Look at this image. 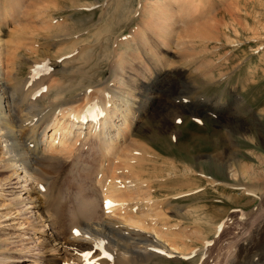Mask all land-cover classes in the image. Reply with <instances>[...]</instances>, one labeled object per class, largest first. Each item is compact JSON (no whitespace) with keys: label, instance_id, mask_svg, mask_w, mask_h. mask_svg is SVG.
<instances>
[{"label":"bare ground","instance_id":"obj_1","mask_svg":"<svg viewBox=\"0 0 264 264\" xmlns=\"http://www.w3.org/2000/svg\"><path fill=\"white\" fill-rule=\"evenodd\" d=\"M45 1L56 10L64 4L80 8L95 3L0 0V228L9 235L4 242L23 245L11 251L0 250V264H146L151 258L174 256H199L196 264H200L211 251L206 226L218 235L227 223L223 216L216 221L217 213L209 210L210 205H201V197L212 193L210 189L223 187L214 192L228 196L229 189H240L264 199L263 181H244L264 178V169L262 172L242 162L236 151L204 160L197 166L202 172L197 176L195 168H189L193 163L180 169L174 160L167 162L134 137L140 118L151 113L158 86L154 78L161 79L172 66L177 67L166 53L173 47L185 48V36L192 26H198L193 19L197 18L195 13L186 10L190 3L153 2L149 22L123 40L126 47L112 62L113 84L104 81L67 97L71 88L59 80H49L53 66L51 60L42 58L50 55L33 48L31 44L37 42L28 40L40 36L33 20L39 14H31L30 7ZM51 21L43 22L46 31L39 29L52 42L74 27ZM27 52L36 60L24 76L23 67L29 62ZM53 90L56 92L50 99ZM49 130L52 133L45 144L43 137ZM76 163L91 166L88 176L87 172L84 176L92 192L83 196L79 193L77 199L82 198L85 205L73 213L63 202L60 182L66 168L72 170ZM206 165L219 172L210 174ZM215 177L224 182L218 183ZM206 181L208 184H204ZM170 210L177 217L169 215ZM240 210L237 219L245 222L247 216ZM252 228L253 223L247 230L238 229L234 235L237 247L230 250L232 240L224 261L219 254L212 262L264 264V219ZM110 234L117 239L110 238ZM199 240L201 243L192 249Z\"/></svg>","mask_w":264,"mask_h":264},{"label":"rangeland","instance_id":"obj_2","mask_svg":"<svg viewBox=\"0 0 264 264\" xmlns=\"http://www.w3.org/2000/svg\"><path fill=\"white\" fill-rule=\"evenodd\" d=\"M85 1L95 3L92 6L80 8L77 6L71 8V4H64L63 8L56 10L49 0V3L52 4L50 6L45 1L47 3H34L30 7L31 14L36 12L39 14L36 17L37 20L33 18L35 24H38L36 25L38 28L35 27L38 32L35 28L33 29L40 36L36 35L35 40L33 38L28 40H32L30 43L37 42L36 45L31 44L33 48H38L41 53L46 50L50 55L49 58H42L51 60L53 66V75L49 80L56 82L59 80L66 85L65 87L71 88L66 92L67 97L73 96L81 89L95 86L104 81H112L113 84L114 72L110 68L112 62L119 56V52L125 49L124 41L127 36L136 30L139 31V26H145V23L149 22L151 17H149V9L156 0ZM183 1L191 4H186V7L188 6L186 10L192 9L193 14L195 13L194 17L197 18H192L197 20L196 25L198 26H192L193 30L187 33V37L185 36L187 41L184 50L173 47L171 52H165L169 61L173 59L171 62L177 67L172 66L169 74L162 76L161 79L154 78L158 86L156 98L152 101L151 113L140 118L139 126L134 130V137L138 142L160 153L167 162L174 160L180 169L187 166L188 163H193V166H189V168H195L194 174L197 176L202 173L200 167L197 166L204 160H211L213 157L236 151L242 162L253 164L263 172L264 0ZM118 4H120L119 7ZM178 14L182 13L178 12ZM55 16L60 18L62 16L63 19H56ZM50 19L73 25L74 27L71 28L73 30L67 28L70 32L66 31V34L62 35L63 37L60 36L62 38L59 37V40L56 39L55 42L54 40L52 42V38L41 31L42 28H44L43 31L45 30V23L51 22L52 24ZM188 21H191L190 18ZM53 22L55 24V21ZM30 49H32L31 46ZM175 51L178 52L177 57L173 56ZM71 52L74 54L71 55ZM27 54L28 52L26 58L29 59V62L23 67L24 76L28 73L29 67L33 65L32 62L36 60L32 54ZM184 64L188 67H184ZM101 86L99 85V87ZM53 91L50 99L56 92V90ZM51 133L52 130L46 132L43 143H48ZM77 166L81 172L76 170ZM85 166L87 167L86 171L83 169ZM85 166L83 164L82 167L81 163H76L72 166V170L68 166L60 182L64 194L63 202L71 208L73 213L85 205L81 202L82 198L77 199V197L80 194L83 196L92 192L89 188V179L84 176V172H87L88 176L91 166ZM205 167L210 174L219 172L209 165ZM214 179L220 180L217 181L218 183L222 181L218 177ZM244 181L249 184H263L264 178L245 179ZM207 182L204 184H208ZM222 189L224 188L220 187L214 191L218 192ZM214 191L210 189L209 192L212 193L201 197L199 203L210 205L209 210L213 209L217 213L216 221H220L223 216L222 220L227 223L218 235L213 229L208 228L207 224V226L205 225V231H209L208 234L204 233L210 239L208 244L211 245L209 246L211 251L208 253L211 255L207 253L208 259L205 258L200 264H216V261L212 262V260L219 254H222L219 256L221 259L223 258L221 260L223 262L227 253L238 245V240L234 236L235 232L240 228V231L247 230L252 223V229H255L256 223H260V218L264 219V199L259 198L255 192L247 194L240 189L238 191L229 189L231 197ZM236 194L241 195L237 197ZM233 197L236 200H233ZM260 203L262 206L259 205ZM240 209L244 210L247 222H239ZM170 211L169 215L176 216L174 211ZM25 222L28 225L30 223L27 219ZM193 228L192 226L191 229ZM68 234L69 231L66 235ZM112 237L110 234V238ZM0 239V250L9 248L11 251L14 247L20 248L22 245L19 242L17 245L4 242L9 239V235L1 228ZM232 240H234L233 244ZM200 243V240L194 242L192 249ZM228 246H230V250ZM221 247L226 248L227 251ZM210 256H214V258ZM198 257L195 259L188 256L155 257L146 264H196V260H199Z\"/></svg>","mask_w":264,"mask_h":264}]
</instances>
